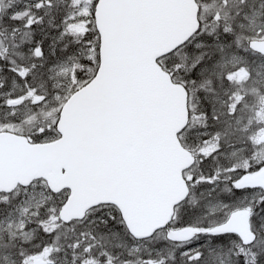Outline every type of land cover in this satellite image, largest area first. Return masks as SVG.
Returning a JSON list of instances; mask_svg holds the SVG:
<instances>
[{"label":"snow or ice","instance_id":"obj_1","mask_svg":"<svg viewBox=\"0 0 264 264\" xmlns=\"http://www.w3.org/2000/svg\"><path fill=\"white\" fill-rule=\"evenodd\" d=\"M0 264H264V0H0Z\"/></svg>","mask_w":264,"mask_h":264}]
</instances>
